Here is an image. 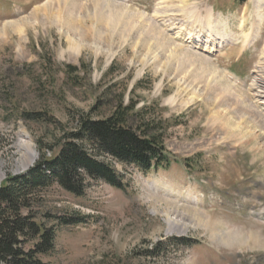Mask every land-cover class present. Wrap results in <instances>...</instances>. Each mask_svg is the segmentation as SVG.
<instances>
[{
  "label": "rangeland",
  "instance_id": "374dc122",
  "mask_svg": "<svg viewBox=\"0 0 264 264\" xmlns=\"http://www.w3.org/2000/svg\"><path fill=\"white\" fill-rule=\"evenodd\" d=\"M119 103L177 161L46 188L41 263L264 264V0H0V185Z\"/></svg>",
  "mask_w": 264,
  "mask_h": 264
},
{
  "label": "trees",
  "instance_id": "16d2710c",
  "mask_svg": "<svg viewBox=\"0 0 264 264\" xmlns=\"http://www.w3.org/2000/svg\"><path fill=\"white\" fill-rule=\"evenodd\" d=\"M68 69L76 71L74 67ZM131 109L119 103L106 118L91 120L79 116L76 128L62 131L61 138L52 144L48 158L43 154L47 152H40L25 174L6 177L0 185V264H42L40 258L54 250L55 228L47 227L50 216L47 212H36L44 191L51 185L78 194L84 172L120 188L119 177L108 164L98 161L102 156L131 165L143 173L166 169L176 161L170 160L173 158L163 147L162 135L155 130L159 125L144 123L142 130L139 128L136 132L126 126L127 112ZM54 219V227L80 222L76 219L64 223L59 218Z\"/></svg>",
  "mask_w": 264,
  "mask_h": 264
},
{
  "label": "bare ground",
  "instance_id": "6f19581e",
  "mask_svg": "<svg viewBox=\"0 0 264 264\" xmlns=\"http://www.w3.org/2000/svg\"><path fill=\"white\" fill-rule=\"evenodd\" d=\"M208 14H210V13H208ZM204 46V45H203ZM204 47H208V46H204ZM70 49V51H72V48H69ZM74 51V50H73ZM75 53H76V51H75ZM74 56H76V54L74 55ZM25 153H27L26 154V159H25V161H24V163H23V165L25 166L24 168H26V167H28V166H30V164L34 161V159H35V154L32 152V153H29L27 150H26V148H25Z\"/></svg>",
  "mask_w": 264,
  "mask_h": 264
}]
</instances>
